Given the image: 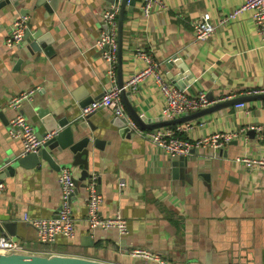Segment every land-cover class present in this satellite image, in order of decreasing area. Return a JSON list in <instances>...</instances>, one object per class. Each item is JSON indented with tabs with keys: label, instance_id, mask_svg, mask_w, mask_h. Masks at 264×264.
<instances>
[{
	"label": "crops",
	"instance_id": "1",
	"mask_svg": "<svg viewBox=\"0 0 264 264\" xmlns=\"http://www.w3.org/2000/svg\"><path fill=\"white\" fill-rule=\"evenodd\" d=\"M112 1L60 0L49 13L41 0H25L0 12V107L6 116L0 119V169L6 161L23 156L24 150L23 143L9 134V124L17 114L8 107L11 97L39 89L22 107L38 133L45 130L38 118L41 110L77 120L83 100L98 98L109 89L108 66L96 42L103 29L102 15ZM139 1L132 13L127 5L124 21L125 82L145 66L134 57L136 48H144L166 74L170 60H182L195 77L194 84L186 88L191 95L212 92L220 100L264 88V46L251 11L218 27L207 42L195 39L194 23L201 16L209 13L216 23L246 0H163L166 8L149 17L141 15ZM23 9L29 12L25 16ZM18 17L27 18V29L31 24L33 33L49 35L51 56L43 53L36 61L23 47L24 40L13 49L7 47ZM173 73H178L175 66ZM132 103L148 118L164 116L163 97L151 78L140 84ZM248 104L250 112L233 107L213 113L192 122L193 129L182 135L196 141L217 133L246 131L219 150L211 145L194 147L186 156L193 166V178L186 171L174 177L171 163L179 157H168L139 135L122 136L111 109L94 113L90 120L97 129L91 137L100 140L102 147L91 145L88 167L103 197L100 214L105 218L121 214L129 233L90 231L88 191L80 187L70 202L75 238L60 237L50 252L108 264H151L128 254L147 248L178 263L264 264V172L250 171L238 161L244 155L264 158V101ZM252 129L254 137L248 133ZM72 161L67 154L58 162L78 179L84 167L67 165ZM63 168L44 163L33 170L19 167L14 175H0L4 184L0 224H15L14 236L0 228V237L10 236L27 253L42 252L37 232L24 215L50 218L59 212L58 176Z\"/></svg>",
	"mask_w": 264,
	"mask_h": 264
},
{
	"label": "built area",
	"instance_id": "2",
	"mask_svg": "<svg viewBox=\"0 0 264 264\" xmlns=\"http://www.w3.org/2000/svg\"><path fill=\"white\" fill-rule=\"evenodd\" d=\"M140 11L142 16L149 17L158 9H165L166 5L163 0H140ZM121 0H116L103 13L102 22L103 29L96 42V46L102 50V56L108 66V75L110 78V87L104 93L102 98L94 101L82 110L81 117L86 118L90 114H94L102 109H111L116 117L122 118L131 128V133L139 135L148 140L158 150L165 153L170 158L188 156L194 147L211 145L214 149L223 148L228 142L237 138L240 134H244L245 130L230 133H217L210 137L191 141L182 135L193 129V123H185L176 125L175 127H163L152 131H144L127 114L122 97L121 90L117 83V57H118V17L120 12ZM245 11H251L253 20L260 36L261 44L264 46V0H246L232 12L222 16L216 23L211 19L209 13L201 16L194 23L195 39L199 42H207L210 40L218 27L227 25L235 21ZM27 18L18 17L13 21L9 37L7 39V47L13 49L20 45L25 36L27 29ZM134 57L141 60L145 66L142 70L132 75L125 82L124 89L130 91L134 95L140 84L147 78H151L160 90L163 97L165 108L164 117L167 119H175L184 114H191L201 109L207 108L220 100L210 101L204 92L198 95H191L186 89L175 86L168 78L167 74L161 69L160 64L154 59L151 51L144 48H136ZM39 91L38 88H32L23 91L10 98L8 107L16 111V116L9 124V134L14 139H19L23 143V155L36 153L42 144L49 139L52 134H48L43 140L38 138L32 124L22 113V107L25 102L33 100L34 95ZM264 94V88H255L249 90L244 95ZM238 109L249 110L248 103H242L235 106ZM246 169L250 171L264 172V158H256L251 156H241L238 158ZM3 168L0 169V172ZM71 170L63 168L58 176V183L62 193V203L59 212L50 218H30L24 215L26 221H29L37 232V240L40 246L49 247L44 249L49 255L51 248L57 243L60 237L73 239L76 235L75 220L73 216L70 197L74 193L76 186L73 180ZM123 185V184H122ZM4 188V184L0 183V190ZM88 201H87V220L90 231L97 229L117 230L121 235L125 236L129 233L128 222L121 215L116 214L113 217L105 218L100 214V206L103 202L102 195L96 189L94 180H90L87 184ZM27 253L26 248L15 241L8 235L0 237V253ZM46 254V253H42ZM128 254L133 258H139L146 263L151 264H187L169 261L163 258L159 253L153 252L147 248H137L130 250ZM47 255V254H46Z\"/></svg>",
	"mask_w": 264,
	"mask_h": 264
},
{
	"label": "water",
	"instance_id": "3",
	"mask_svg": "<svg viewBox=\"0 0 264 264\" xmlns=\"http://www.w3.org/2000/svg\"><path fill=\"white\" fill-rule=\"evenodd\" d=\"M25 0H0V12L2 10L9 11V8L17 7ZM60 0H41L42 4H45L49 13L58 7ZM116 0H113L114 3ZM38 2L37 5H40ZM137 0H121L120 12L118 17V57H117V83L121 90V97L126 109L127 114L137 124V126L144 131H152L163 127H171L189 122L200 120L213 113L230 109L238 104L250 103L255 101H264V94H252L242 95L234 98L223 99L215 104L201 109L191 114H184L183 116L175 119H167L166 117L148 118L142 115L134 107L132 103V93L124 89V75H123V51H124V21L126 16L127 5L132 13L134 11V5ZM28 10H21L23 16L27 15ZM29 29L26 30L24 36L23 47L26 48L30 56H35V60H39L44 53L47 56H51L54 53L52 45V39L49 35H44L42 31L32 32V25L28 24ZM178 69V73H173V67ZM169 69L168 78L178 88L186 89L188 86L193 85L195 82L194 75L190 72L189 67L180 59L173 58L167 63ZM103 96V95H102ZM88 97L81 102L83 108L92 104L94 101L102 98ZM210 101L215 100L212 92L207 94ZM93 114L88 115L86 118L80 117L77 120L69 119L68 116L58 118L56 115L50 113L48 110H41L38 113V118L41 124L44 126V132H38V138L43 140L48 134L52 136L47 139L36 153H29L23 155L14 160L6 161L7 164L0 175L10 173L14 175L17 168H25L27 170H33L42 166L44 163L48 164L53 169L63 168L64 164H59V159H64L68 155H72L73 161L70 164L72 167L82 165L84 167L81 177L78 179L73 178L76 189L70 197V202L74 195L77 193L80 187H87L88 179H93L89 173L88 161L91 153V145L94 148L102 147V143L98 139L92 141L91 132L96 131V126L91 123L90 118ZM5 112L0 107V119L5 120ZM116 124L119 127L120 134L122 136H130L131 128L127 125L126 121L122 118L116 117ZM81 120V121H80ZM252 137L256 135L254 129L248 132ZM68 166V167H71ZM174 177L183 175L186 171L189 178H193V166L185 156H180L171 163ZM188 169L191 173L189 174ZM187 176V177H188ZM1 180V178H0ZM86 182V183H85ZM1 194V190H0ZM0 228H6L10 235L14 236L15 233L12 229L15 228L13 222H6L3 225L0 224ZM0 264H108L100 261L90 260L82 257L65 256L58 254H42V253H0Z\"/></svg>",
	"mask_w": 264,
	"mask_h": 264
},
{
	"label": "rangeland",
	"instance_id": "4",
	"mask_svg": "<svg viewBox=\"0 0 264 264\" xmlns=\"http://www.w3.org/2000/svg\"><path fill=\"white\" fill-rule=\"evenodd\" d=\"M39 251H42V252H40V253H46L47 255H49V253L48 252H45L44 250H42V249H38Z\"/></svg>",
	"mask_w": 264,
	"mask_h": 264
},
{
	"label": "trees",
	"instance_id": "5",
	"mask_svg": "<svg viewBox=\"0 0 264 264\" xmlns=\"http://www.w3.org/2000/svg\"><path fill=\"white\" fill-rule=\"evenodd\" d=\"M172 127H175V126H171V128H172ZM41 247H43L42 250H44V249H49V247H45V246H41Z\"/></svg>",
	"mask_w": 264,
	"mask_h": 264
}]
</instances>
